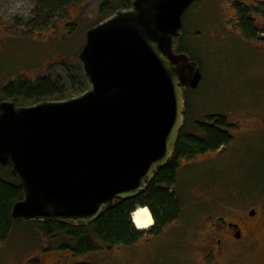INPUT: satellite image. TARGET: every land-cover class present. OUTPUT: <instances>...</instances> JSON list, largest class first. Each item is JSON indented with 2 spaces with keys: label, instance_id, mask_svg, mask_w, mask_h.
Returning <instances> with one entry per match:
<instances>
[{
  "label": "water",
  "instance_id": "95a60500",
  "mask_svg": "<svg viewBox=\"0 0 264 264\" xmlns=\"http://www.w3.org/2000/svg\"><path fill=\"white\" fill-rule=\"evenodd\" d=\"M195 1L134 0L91 28L79 96L1 101L0 166L23 192L16 222L92 224L116 201L144 193L169 164L186 123L185 90L203 79L178 53Z\"/></svg>",
  "mask_w": 264,
  "mask_h": 264
},
{
  "label": "rangeland",
  "instance_id": "374dc122",
  "mask_svg": "<svg viewBox=\"0 0 264 264\" xmlns=\"http://www.w3.org/2000/svg\"><path fill=\"white\" fill-rule=\"evenodd\" d=\"M104 2L78 0L52 23L39 20L33 24L40 16L38 0H0V103L7 100L2 97L3 85L42 79L57 86L61 94L57 101L70 99L74 84L84 77L79 54L87 32L99 24ZM237 2L256 7L264 0H199L183 18L184 47L203 75L198 89L185 90L188 132H195L197 121L208 124L210 116L225 117L233 127V141L224 153L209 161L202 158L205 163L214 162L206 169L211 171V180L205 183L210 191L183 190L182 217L161 237L132 248L101 246V251L80 258L61 249L68 241L62 236L50 239L33 223L17 224L11 239L0 245V264L71 260L84 264H264V40L248 41L239 32L234 11ZM119 3L121 0H113L111 6L116 8ZM253 17L264 38V16ZM196 191L210 198L200 199ZM142 210L150 214L146 208L135 214ZM253 210L257 218L245 234L250 238L229 246L215 259L214 219L223 216L239 223ZM151 220L154 222L152 215ZM134 225L139 231L150 229Z\"/></svg>",
  "mask_w": 264,
  "mask_h": 264
},
{
  "label": "trees",
  "instance_id": "16d2710c",
  "mask_svg": "<svg viewBox=\"0 0 264 264\" xmlns=\"http://www.w3.org/2000/svg\"><path fill=\"white\" fill-rule=\"evenodd\" d=\"M112 1L105 0L100 10L99 23L118 10H126L132 7L130 0H121V3L116 8L111 6ZM198 1L196 0L195 2L197 3ZM77 2L78 0H38V14L40 16L33 21V24L37 23V21L39 22V20L40 23L42 21L52 23L57 14L65 12L68 7ZM192 8L193 6L184 17L188 15ZM234 11L236 12L237 28L242 36L252 42L263 41L264 38L261 37L263 33L258 30L253 15L264 16V2L258 3L256 7H248L237 2L234 4ZM29 26L32 27V25ZM39 27L42 28L43 26ZM28 29L33 31L32 28ZM184 39H186V36ZM184 41L179 44L178 53L188 55L187 49L184 47ZM1 89L2 97L7 98V100H13L16 106H24L20 105L22 102L34 105L61 98L57 86L46 79L38 80L34 83L10 81L3 85ZM86 90L87 83L85 77H82L79 84H74L70 93L71 97L69 98L76 97V95H80ZM189 118L190 114L187 110L186 123L173 158L139 197L133 200L117 202L112 208L105 210L101 218L92 224L74 225L61 222H32L33 225L40 228L42 234L50 239L60 236L67 239L68 241L63 242V245L61 244V249L71 251L76 258H80L101 251V246L109 249L132 248L138 245L140 241L148 238V232L139 231L134 224L142 229L151 228L153 225L151 215L146 210H142L132 216L136 207L141 205L151 208L153 217L157 222L153 235L159 236L162 230L166 229L182 213V200L180 202L177 193L170 191V188L175 187L178 182L177 169L180 161L216 153L226 149L233 141V136L230 134L233 127L229 125L227 118L210 116L208 124L197 121L194 128L195 132L192 133L188 132ZM208 167L204 169V172H206L204 181L206 183L211 180V171H206ZM163 187H168L169 189L167 188L166 190ZM205 189L208 190V187H205ZM22 200V189L10 168L0 166V245L11 239L15 227L21 223L14 220L12 211L14 206ZM79 262L82 264V261ZM76 264H79L78 261Z\"/></svg>",
  "mask_w": 264,
  "mask_h": 264
},
{
  "label": "flooded vegetation",
  "instance_id": "af4514ba",
  "mask_svg": "<svg viewBox=\"0 0 264 264\" xmlns=\"http://www.w3.org/2000/svg\"><path fill=\"white\" fill-rule=\"evenodd\" d=\"M184 37H185V34L183 36L182 41L184 40ZM226 149H222L216 153H209V154H207V156H205V155L196 156L193 159H182L180 161L179 167L177 169L178 182H177V184H175V187L170 188L171 192L177 193V196H178V199L180 200V202H181L180 193L183 190L190 191V189H192V187L199 188L200 192H201V190L202 191L205 190V187H206L205 183L206 182L204 181V177L206 176V172H204V170H202V168L204 166H205L204 168H207V166H211L212 163L211 164H210V162L205 163V160L202 158H207L206 160H208V161L212 160L214 155H217V154L221 155V154H223V152ZM206 164H208V165L206 166ZM202 165H204V166H202ZM191 181H193V183H191ZM163 188L167 190L168 187H163ZM200 192L196 191V193L199 194L200 199L207 200V198H210L209 195H202L203 193L201 194ZM124 201H128V200H124ZM117 202H122V201L121 200L116 201L115 204ZM181 205H182V203H181ZM140 208H147V210L150 212V215H152V217H153V212H152L151 208L148 206L144 207L141 205L136 207V210L132 213V215ZM181 209H182L181 215H179L175 221H173L169 226H167L166 229L162 228L163 230L159 236L153 235L154 230L157 227V222L153 217V220H154L153 223L154 224L149 230H146L148 232V238H146L144 240L150 241V240H153L155 238H159L163 235L164 232L167 231V229L170 226L177 224L180 221L182 214H183V210H184L183 205H182ZM252 212H254L253 216L250 215L251 214V212H250L249 217L244 219L243 221H241L239 223L232 222L223 216L217 217L214 219V221L212 222L211 233H212V236L214 237L213 241L215 242V246L212 250V253H213V256L215 257V259H218L220 256H222L227 251L229 246L243 244L247 241V239L250 238V237H246L245 234L252 228V226L255 223L254 221L257 218L256 217L257 212L255 210H253ZM144 240H142V241H144ZM142 241H140V242H142ZM76 263H77V261L73 263L71 260L69 263L65 262V263H61V264H76ZM80 263L81 262H79V264ZM55 264H58V263L56 262ZM82 264H83V262H82Z\"/></svg>",
  "mask_w": 264,
  "mask_h": 264
},
{
  "label": "bare ground",
  "instance_id": "6f19581e",
  "mask_svg": "<svg viewBox=\"0 0 264 264\" xmlns=\"http://www.w3.org/2000/svg\"><path fill=\"white\" fill-rule=\"evenodd\" d=\"M146 209H147V208H146ZM134 214H135V213H134ZM134 214H133V215H134ZM133 215H132V216H133ZM135 227H136V226H135ZM136 228H137V227H136ZM137 229H138V228H137ZM138 230H139V229H138Z\"/></svg>",
  "mask_w": 264,
  "mask_h": 264
}]
</instances>
